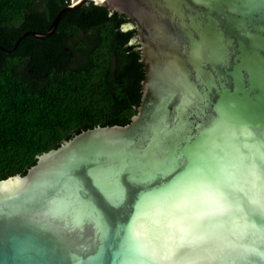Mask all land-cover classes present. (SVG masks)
I'll use <instances>...</instances> for the list:
<instances>
[{
  "label": "water",
  "instance_id": "95a60500",
  "mask_svg": "<svg viewBox=\"0 0 264 264\" xmlns=\"http://www.w3.org/2000/svg\"><path fill=\"white\" fill-rule=\"evenodd\" d=\"M89 2L134 30L137 113L0 180V264H264L260 0H69L23 35Z\"/></svg>",
  "mask_w": 264,
  "mask_h": 264
},
{
  "label": "trees",
  "instance_id": "16d2710c",
  "mask_svg": "<svg viewBox=\"0 0 264 264\" xmlns=\"http://www.w3.org/2000/svg\"><path fill=\"white\" fill-rule=\"evenodd\" d=\"M68 3L0 0V180L83 130L137 113L144 70L124 15L89 2L48 37L23 35L45 32Z\"/></svg>",
  "mask_w": 264,
  "mask_h": 264
},
{
  "label": "snow or ice",
  "instance_id": "6c2138e0",
  "mask_svg": "<svg viewBox=\"0 0 264 264\" xmlns=\"http://www.w3.org/2000/svg\"><path fill=\"white\" fill-rule=\"evenodd\" d=\"M207 0H197V3H206ZM239 3L242 4L246 9H248L249 11H252L256 8V4L254 2V0H239ZM259 8L261 9L262 13H264V0H260V3H259ZM240 27L241 28H244L245 25L243 23L240 24ZM249 36H251V33H245ZM195 55L197 57H199L201 54L199 53V51H197L195 53Z\"/></svg>",
  "mask_w": 264,
  "mask_h": 264
},
{
  "label": "bare ground",
  "instance_id": "6f19581e",
  "mask_svg": "<svg viewBox=\"0 0 264 264\" xmlns=\"http://www.w3.org/2000/svg\"><path fill=\"white\" fill-rule=\"evenodd\" d=\"M15 183L5 185V186H3L2 189L3 190H7V191H12V190H14V189H16L18 187V184H15Z\"/></svg>",
  "mask_w": 264,
  "mask_h": 264
}]
</instances>
